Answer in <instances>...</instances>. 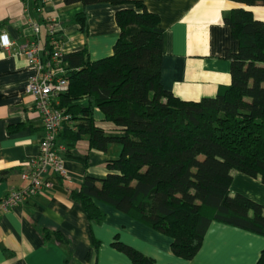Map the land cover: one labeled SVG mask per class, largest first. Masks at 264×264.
I'll return each instance as SVG.
<instances>
[{"label":"trees","instance_id":"1","mask_svg":"<svg viewBox=\"0 0 264 264\" xmlns=\"http://www.w3.org/2000/svg\"><path fill=\"white\" fill-rule=\"evenodd\" d=\"M80 2L75 16L87 27L85 7L108 2L130 4L115 12L119 27L112 54L90 60L85 47L65 52L68 88L58 102L68 119L57 141L74 157L77 140L87 137L105 151L121 150L106 163L107 173L85 175L70 195L88 220L101 223L98 202L139 220L171 238L170 248L192 259L212 221L264 236V206L231 193L238 171L264 184V23L244 6L264 0H233L244 5L225 16L238 49L229 52L231 81L214 96L185 100L161 83L163 29L159 17L140 0H61ZM118 132L95 124L94 109ZM133 264L154 259L115 241ZM256 264H264V248Z\"/></svg>","mask_w":264,"mask_h":264},{"label":"crops","instance_id":"2","mask_svg":"<svg viewBox=\"0 0 264 264\" xmlns=\"http://www.w3.org/2000/svg\"><path fill=\"white\" fill-rule=\"evenodd\" d=\"M159 17L163 29L161 83L185 100L214 96L231 81L229 52L238 49L225 16L244 5L233 0H140ZM130 4L108 2L85 7L87 27L75 16L80 2L61 0H0V33L12 44L0 47V198L9 190L28 184L21 178L30 160L39 153L43 135L40 113L25 87L34 69L21 48L32 38L31 23L40 28V58L49 49L47 28L51 23L66 52L86 48L96 60L112 54L119 34L115 12ZM264 23V6H244ZM95 124L106 134L118 132L94 109ZM61 146H64L60 143ZM65 149V148H64ZM67 178L48 172L50 188L3 212L0 216V264H133L114 246L118 241L154 259V264H256L264 248V236L212 221L192 259L174 255L171 238L105 203L101 223H92L80 203L70 195L85 175L104 177L106 163L118 157L121 147L110 143L105 151L90 145L87 137L76 141L72 154L63 153ZM231 193H242L264 206V184L234 172Z\"/></svg>","mask_w":264,"mask_h":264},{"label":"built area","instance_id":"3","mask_svg":"<svg viewBox=\"0 0 264 264\" xmlns=\"http://www.w3.org/2000/svg\"><path fill=\"white\" fill-rule=\"evenodd\" d=\"M33 36L27 44L22 46L23 54L34 69L29 77L25 90L35 100V106L40 113L43 135L39 143L38 155L29 161L27 169L21 173V178L28 182L24 188L9 190L0 198V216L10 208L21 204L30 197L37 195L52 186L47 178L52 172L60 178H67L68 172L64 167L61 146L57 141L64 121L68 119L64 109L60 108L58 98L68 88L66 65L62 60L65 53L59 37V28L51 23L47 28L49 49L45 51V59L40 58L38 35L40 32L37 23H31ZM12 44L6 32L0 33V47L8 48Z\"/></svg>","mask_w":264,"mask_h":264},{"label":"rangeland","instance_id":"4","mask_svg":"<svg viewBox=\"0 0 264 264\" xmlns=\"http://www.w3.org/2000/svg\"><path fill=\"white\" fill-rule=\"evenodd\" d=\"M64 51H65V49H64ZM66 52V51H65Z\"/></svg>","mask_w":264,"mask_h":264}]
</instances>
